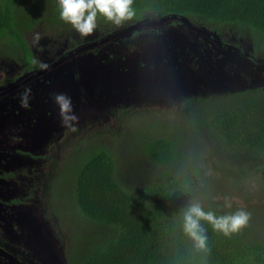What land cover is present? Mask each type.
I'll list each match as a JSON object with an SVG mask.
<instances>
[{"label": "rangeland", "instance_id": "rangeland-1", "mask_svg": "<svg viewBox=\"0 0 264 264\" xmlns=\"http://www.w3.org/2000/svg\"><path fill=\"white\" fill-rule=\"evenodd\" d=\"M14 11L29 42L33 64L22 59L20 48L0 38V81H4L0 90L90 42L163 16L145 12L138 21L126 20L119 27L98 18L96 31L81 37L60 19L58 0H16ZM35 18L40 20L38 24H33ZM175 22L142 27L81 50L0 95V174L12 171L8 178L0 175V210L6 221H18L15 236L22 231L23 237L19 243H9L17 245L30 263L69 264L74 249L80 246L79 238L97 228L75 211L72 196L79 167L96 150H107L115 160L116 179L128 189H137L157 181L164 169L143 156L142 134L152 132L151 127L159 133L182 130V109L188 98L198 103H219L238 91L264 87V67L248 60L228 31L221 34L227 39L223 43L212 28L199 26L209 33L206 36L181 21ZM30 24L34 26L29 29ZM36 33L41 38L34 45ZM168 34L186 45L180 52H167L177 58L173 62L143 67L132 58L118 61L123 50H135L130 44L146 43L148 38L156 42ZM240 45L244 50L249 46L242 40ZM26 89H30L27 108L20 102ZM61 93L71 98L79 118L74 132L61 125L54 102V96ZM195 145L191 144L190 152L199 156L202 181L195 182L191 189L196 192L202 183L204 191L195 198L202 205L215 204L224 209H229L225 198L232 207L252 205L256 220L264 223V195L257 182L250 178L217 188L218 174L209 162V145L203 136ZM41 219L44 227L39 230ZM44 238L51 243L43 244ZM24 248L35 253L28 255Z\"/></svg>", "mask_w": 264, "mask_h": 264}, {"label": "trees", "instance_id": "trees-1", "mask_svg": "<svg viewBox=\"0 0 264 264\" xmlns=\"http://www.w3.org/2000/svg\"><path fill=\"white\" fill-rule=\"evenodd\" d=\"M15 1L0 0V38L20 48L22 59L32 65L29 42L16 20ZM132 7V23L145 12L176 14L220 35L228 31L240 52L264 67V0H133ZM39 21L35 18L33 24ZM240 39L249 44L247 50L241 48ZM147 40L130 44L135 50H123L118 61L132 58L143 67L171 63L177 58L167 52L186 48L172 34L161 35L156 42ZM226 40L221 35V41ZM182 116L185 124L176 134L159 133L155 127L142 134L143 156L164 168L157 181L137 189L123 186L115 177L114 158L102 148L81 164L73 184L75 211L97 228L79 238L80 246L74 249L69 264H264V223L256 220L252 205L229 209L203 205L205 211L217 216L239 209L251 214L248 226L230 237L202 221L210 248L207 254L197 253L182 231V210L204 192L202 183L196 192L191 189L202 181L199 156L190 152L199 137L210 147L209 162L218 174L217 188L252 178L264 195V87L238 91L219 103L188 98Z\"/></svg>", "mask_w": 264, "mask_h": 264}, {"label": "clouds", "instance_id": "clouds-1", "mask_svg": "<svg viewBox=\"0 0 264 264\" xmlns=\"http://www.w3.org/2000/svg\"><path fill=\"white\" fill-rule=\"evenodd\" d=\"M133 0H58L59 17L81 36H91L97 29L98 18L119 27L126 20L135 15L132 7ZM40 34L33 36V44H38ZM46 67V65H41ZM30 89H26L21 96V105L27 108ZM54 102L58 106L61 125L70 131H76L79 118L75 115L72 100L64 94H56ZM226 206L231 207L228 198ZM251 214L244 209L228 215L217 216L213 211H205L198 198H193L182 210V231L192 241V247L197 253H209L207 229L201 223L207 222L213 231L230 237L238 234L248 226Z\"/></svg>", "mask_w": 264, "mask_h": 264}, {"label": "flooded vegetation", "instance_id": "flooded-vegetation-1", "mask_svg": "<svg viewBox=\"0 0 264 264\" xmlns=\"http://www.w3.org/2000/svg\"><path fill=\"white\" fill-rule=\"evenodd\" d=\"M148 27H150V26H148ZM96 41H98V40H96ZM11 174H12L11 170H6L5 173H2L0 175L8 178ZM51 213H53V212H51ZM2 214L3 213L0 210V264H32L28 260V256L24 255L23 252L16 247L17 245L14 246V245L9 243L13 240H15L16 243H19L21 241V238L23 237L22 231L20 232L19 236H15L16 230L14 227H18V226H16V225H18V221H15V220L6 221V219L2 216ZM41 221L42 222L38 226L39 230L42 229V227H44L43 226V220L41 219ZM30 229H32V227L29 228L28 230H30ZM33 230H34L33 231V235H34L37 231V227L35 226ZM30 234L31 233L28 232V235H27L28 238H29ZM45 243H51V242L48 238H44L43 244H45ZM24 250L27 252L28 255H30V254L33 255V253H35L34 249H31V248L30 249L24 248Z\"/></svg>", "mask_w": 264, "mask_h": 264}, {"label": "water", "instance_id": "water-1", "mask_svg": "<svg viewBox=\"0 0 264 264\" xmlns=\"http://www.w3.org/2000/svg\"><path fill=\"white\" fill-rule=\"evenodd\" d=\"M168 20H178V21H181L184 25H186L189 29L191 30H194L195 32H200V33H203L205 34L206 36H209V33L203 29H201L200 27H196L194 26L193 24H191L189 22V20L184 17V16H178L176 14H171V15H163L162 17H160L159 19H155V20H151V21H145V22H139V23H136V24H133V25H130L129 27L125 28V29H122V30H119V31H116L114 33H111L107 36H105L104 38L98 40V41H95L93 43H88L78 49H76L75 51L59 58L58 60L54 61L52 64H50L49 66L45 67V68H40L38 71H35L33 72L31 75H29L28 77H26L23 81H19L13 85H10L8 87H6V89L4 90H0V95L4 94L5 92L7 91H10V90H13L14 88L18 87L19 85H21L22 83L26 82L27 80L39 75V74H42L44 73L45 71L53 68V67H56L57 65H59L61 62H63L64 60H66L68 57H70L72 54L74 53H77L81 50H84V49H88V48H92L96 45H99V44H102L112 38H115V37H118V36H121L123 34H126V33H129L133 30H136V29H139V28H142V27H146V26H156V25H159L161 23H164L165 21H168ZM216 42V44L220 45V43L217 41V40H214Z\"/></svg>", "mask_w": 264, "mask_h": 264}]
</instances>
